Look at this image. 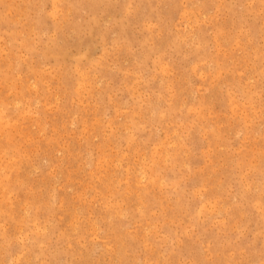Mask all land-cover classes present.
<instances>
[{
    "label": "rangeland",
    "instance_id": "obj_1",
    "mask_svg": "<svg viewBox=\"0 0 264 264\" xmlns=\"http://www.w3.org/2000/svg\"><path fill=\"white\" fill-rule=\"evenodd\" d=\"M0 264H264V0H0Z\"/></svg>",
    "mask_w": 264,
    "mask_h": 264
},
{
    "label": "bare ground",
    "instance_id": "obj_2",
    "mask_svg": "<svg viewBox=\"0 0 264 264\" xmlns=\"http://www.w3.org/2000/svg\"><path fill=\"white\" fill-rule=\"evenodd\" d=\"M55 2V1H54ZM56 4V3H55ZM204 63V62H203ZM52 108V107H51ZM193 108V107H192ZM5 115V114H4ZM118 126V125H117ZM8 128V127H7ZM88 135V134H87ZM160 158V157H159ZM114 161V160H113ZM158 161V160H157ZM71 164V163H70ZM39 181V180H38ZM153 186V185H152ZM70 187V186H69ZM8 226V225H7Z\"/></svg>",
    "mask_w": 264,
    "mask_h": 264
}]
</instances>
